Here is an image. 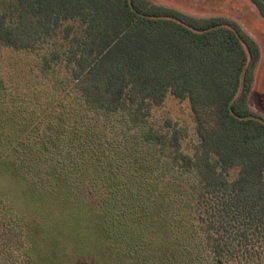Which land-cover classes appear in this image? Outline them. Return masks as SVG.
Listing matches in <instances>:
<instances>
[{"label": "trees", "instance_id": "1", "mask_svg": "<svg viewBox=\"0 0 264 264\" xmlns=\"http://www.w3.org/2000/svg\"><path fill=\"white\" fill-rule=\"evenodd\" d=\"M14 53L35 80L0 67V264H264L262 54L236 20L0 0ZM169 99L187 119H159Z\"/></svg>", "mask_w": 264, "mask_h": 264}, {"label": "rangeland", "instance_id": "2", "mask_svg": "<svg viewBox=\"0 0 264 264\" xmlns=\"http://www.w3.org/2000/svg\"><path fill=\"white\" fill-rule=\"evenodd\" d=\"M156 4L169 6L194 16H226L236 20L248 32L261 48V61L256 68V79L253 91L249 96V106L259 116L264 118V22L259 17L255 7L249 0H150ZM0 65L8 72V78L15 83L33 84L30 79L33 71L30 66L32 59L22 53H14L6 58L0 56ZM7 64L8 66L4 65ZM31 63V65H30ZM10 71V73H9ZM157 113V112H156ZM159 119L170 118L173 121L187 119L188 110L184 104L169 99L157 113ZM95 233L99 234V223L90 219ZM93 253L101 256L95 248H106V240L94 237Z\"/></svg>", "mask_w": 264, "mask_h": 264}]
</instances>
